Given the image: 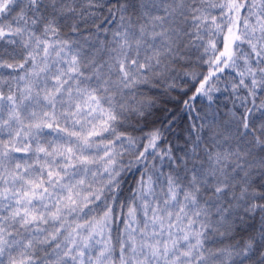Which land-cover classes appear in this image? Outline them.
Returning <instances> with one entry per match:
<instances>
[{"label": "snow or ice", "instance_id": "snow-or-ice-1", "mask_svg": "<svg viewBox=\"0 0 264 264\" xmlns=\"http://www.w3.org/2000/svg\"><path fill=\"white\" fill-rule=\"evenodd\" d=\"M0 264H264V0H0Z\"/></svg>", "mask_w": 264, "mask_h": 264}]
</instances>
